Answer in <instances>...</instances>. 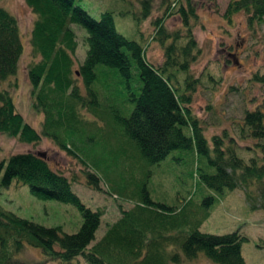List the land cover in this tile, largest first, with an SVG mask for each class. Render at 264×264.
<instances>
[{
	"label": "trees",
	"instance_id": "1",
	"mask_svg": "<svg viewBox=\"0 0 264 264\" xmlns=\"http://www.w3.org/2000/svg\"><path fill=\"white\" fill-rule=\"evenodd\" d=\"M152 1H140L141 12L134 14L138 24L150 16ZM166 2L162 0V5ZM25 3L37 16L31 45L39 61L30 66L28 78L35 107L44 115L43 132L39 134L24 120L9 90L2 89L1 133L27 144H36L45 136L73 155L70 147H76L78 156L88 167L81 158L78 143L73 141L80 132L78 107L84 104L88 111L103 120L112 117V122L122 127L149 168L160 164L174 151L194 149L206 168H198L204 187L217 194L241 189L253 211H264V109L245 112L242 139L250 137L255 142L241 151L240 146H235L237 140L226 133L222 137L209 138V142L188 107L198 83L191 73V65L200 53L194 35L198 20L194 0H176L167 10L169 15L180 17L182 29L171 31L165 26L164 18L154 20L157 29L153 40L164 51L160 65L148 60L147 44L142 46L118 32L110 12L95 19L77 0H25ZM176 6V10L170 12ZM239 13L246 15L249 26L264 25V0H230L223 18L231 21ZM74 26L87 32V53L77 72L73 60L77 47ZM22 53L17 19L0 7V82L16 75ZM134 65L140 82L137 92L127 98L134 103L128 115V111L114 110L113 101L124 93L121 88L124 89L126 81L133 79ZM108 69L117 70L120 79L110 78ZM77 76L83 82L85 96L76 84ZM106 103L110 104V111H101ZM185 127L191 130L190 137L185 135ZM225 139H228L227 144ZM244 152L250 156L248 160L243 157ZM128 166L127 170L139 174V178L133 177L136 182L131 184L132 191L121 174L109 178L106 173V178L113 183L115 193L129 199L134 207L125 211L122 218L92 245L102 214L82 203L72 191L69 178L54 171L44 157L33 153L16 154L1 161L0 186L7 188L15 180L27 185L38 199L74 205L82 213L83 225L77 233L66 234L61 227H44L0 206V264H17L18 256L27 247L39 249L48 260L64 264L80 256L88 264H180L181 254L187 260L203 254L216 264H245L241 249L246 239L238 232L222 236L200 232L199 227L210 217L209 210L198 208L191 215L192 201L181 209L154 202L139 166L130 163ZM212 168H215L214 173ZM87 175L95 187L103 182L92 172ZM187 225L193 226L189 234L173 235ZM168 245L173 247L174 253L167 252Z\"/></svg>",
	"mask_w": 264,
	"mask_h": 264
},
{
	"label": "rangeland",
	"instance_id": "2",
	"mask_svg": "<svg viewBox=\"0 0 264 264\" xmlns=\"http://www.w3.org/2000/svg\"><path fill=\"white\" fill-rule=\"evenodd\" d=\"M140 1L77 0V3L95 19H100L105 12L112 13L118 32L142 46L147 44L148 60L160 65L164 60V51L161 45L153 40L157 29L153 22L157 18H164L165 26L169 30L182 29L180 17L167 13L176 0H167L164 5L162 0H153L150 16L138 24L134 14L137 12L139 15L141 12ZM229 2L230 0H194L198 15L194 35L200 53L196 62L191 65V73L198 79V83L188 107L209 142L211 141L209 138L222 137L226 133L237 140L235 146H240L239 149L243 151L255 142L250 137L242 139L241 128L245 112L254 111L256 108L264 109L262 80L264 79V25L254 23L249 26L247 17L243 13L234 15L231 21H226L223 15ZM177 6L170 12H174ZM0 7L17 19L23 43L18 71L8 81L0 82V90H9L18 113L39 134H42L44 115L35 107L36 100L33 98L32 85L28 78L30 66L39 61L31 45V33L37 16L26 5L25 0H0ZM73 28L77 43L73 60L74 71L77 72L86 57L87 32L78 26ZM106 71L115 81L120 77L117 70ZM133 73V79L126 81L124 89L121 88L124 93L113 101L116 107L114 110L125 113L128 111V115L131 114L134 103L127 98L131 93L137 92V83L140 82L135 65ZM104 83L108 84L105 81ZM76 84L80 93L85 96L84 85L79 76ZM127 85L129 88H126ZM80 105L78 107L80 132L73 141L78 143L81 158L85 159L88 167L78 156L76 147L75 149L70 147L73 155L45 136H42L40 142L36 144H27L1 132L0 162L16 154L33 153L44 157L54 171L69 178L72 182V191L82 203L87 208L100 211L102 214L101 225L92 245L122 218L125 211L134 207V203L129 199L115 193L113 183L108 182L106 173L109 178L121 174L129 183L128 189L132 191L134 186L131 184L136 182L133 177L139 178V174L127 170L128 164L139 166L154 202L181 209L192 201L193 206L189 212L191 215L192 212L198 211V208L209 210L210 217L199 227L200 232L218 236L238 232L246 239L241 249L245 264H264V211H253L241 189L225 190L222 194H217L204 187L200 182L198 168L205 170L206 168L194 149L174 151L160 164L149 168L130 144L122 127L112 122V117L103 120L88 111V106ZM103 106L101 111L107 109L110 111V104L106 103ZM184 133L188 137L191 136L188 127L184 128ZM227 142L228 139H225V144ZM249 153L252 155V152ZM243 157L245 160L250 158L245 152ZM91 172L102 178L103 182L99 187L90 184L87 174ZM214 172L215 168H212V173ZM210 198H213V201H210ZM0 206L22 219L44 227H61L66 234L77 233L83 225L82 213L74 205L38 199L31 194L27 185L15 180L7 188L0 186ZM192 228L193 226L187 225L181 230L174 231L173 235L179 236L181 233L187 235ZM166 248L170 254L175 251L170 245ZM17 264L64 263L48 260L41 250L27 247L18 256ZM69 264L88 263L80 256ZM180 264L216 263L203 254L193 260H187L181 254Z\"/></svg>",
	"mask_w": 264,
	"mask_h": 264
}]
</instances>
